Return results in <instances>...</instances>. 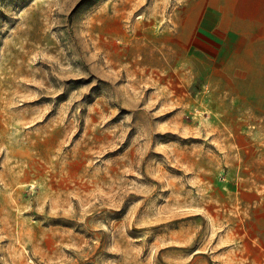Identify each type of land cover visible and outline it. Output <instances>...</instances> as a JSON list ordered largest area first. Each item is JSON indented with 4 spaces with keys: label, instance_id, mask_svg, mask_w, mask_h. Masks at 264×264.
Segmentation results:
<instances>
[{
    "label": "rangeland",
    "instance_id": "374dc122",
    "mask_svg": "<svg viewBox=\"0 0 264 264\" xmlns=\"http://www.w3.org/2000/svg\"><path fill=\"white\" fill-rule=\"evenodd\" d=\"M259 63L264 0H0V264H264Z\"/></svg>",
    "mask_w": 264,
    "mask_h": 264
},
{
    "label": "crops",
    "instance_id": "0c3cea01",
    "mask_svg": "<svg viewBox=\"0 0 264 264\" xmlns=\"http://www.w3.org/2000/svg\"><path fill=\"white\" fill-rule=\"evenodd\" d=\"M214 39V40H213ZM213 39H211L210 41L211 42H208V45H210V46H212L211 44H212V41H214V43H215V38H213ZM205 43H207V42H205ZM210 43V44H209ZM213 43V44H214ZM261 55V52L260 51H258V57ZM263 66H264V64H261L260 65V63L258 64V68H257V72H258V79H259V82H260V79H263L264 80V68H263ZM261 83V82H260ZM258 88L259 89H263V93L262 94H260L261 96L264 94V83L261 85V84H259L258 85ZM259 91L257 92V94L259 95ZM264 96V95H263ZM262 103L264 104V101H262Z\"/></svg>",
    "mask_w": 264,
    "mask_h": 264
}]
</instances>
